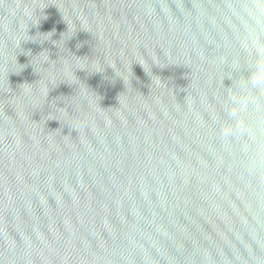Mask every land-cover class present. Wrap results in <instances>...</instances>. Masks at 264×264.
<instances>
[{"label": "water", "instance_id": "obj_1", "mask_svg": "<svg viewBox=\"0 0 264 264\" xmlns=\"http://www.w3.org/2000/svg\"><path fill=\"white\" fill-rule=\"evenodd\" d=\"M264 0H0V264H264Z\"/></svg>", "mask_w": 264, "mask_h": 264}, {"label": "clouds", "instance_id": "obj_2", "mask_svg": "<svg viewBox=\"0 0 264 264\" xmlns=\"http://www.w3.org/2000/svg\"><path fill=\"white\" fill-rule=\"evenodd\" d=\"M253 83L254 84H264V80L257 79V80H254Z\"/></svg>", "mask_w": 264, "mask_h": 264}]
</instances>
